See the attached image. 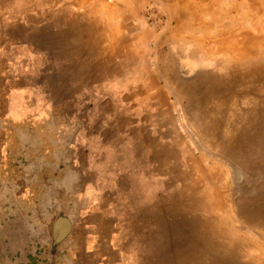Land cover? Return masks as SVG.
<instances>
[{
	"label": "rangeland",
	"instance_id": "obj_1",
	"mask_svg": "<svg viewBox=\"0 0 264 264\" xmlns=\"http://www.w3.org/2000/svg\"><path fill=\"white\" fill-rule=\"evenodd\" d=\"M0 264H264V0H0Z\"/></svg>",
	"mask_w": 264,
	"mask_h": 264
},
{
	"label": "flooded vegetation",
	"instance_id": "obj_2",
	"mask_svg": "<svg viewBox=\"0 0 264 264\" xmlns=\"http://www.w3.org/2000/svg\"><path fill=\"white\" fill-rule=\"evenodd\" d=\"M235 171H237L236 172V176H237V178H239L240 177V173L238 172V170H235Z\"/></svg>",
	"mask_w": 264,
	"mask_h": 264
}]
</instances>
